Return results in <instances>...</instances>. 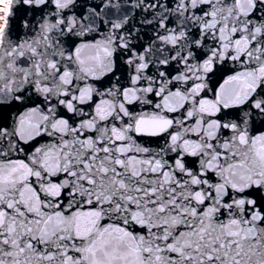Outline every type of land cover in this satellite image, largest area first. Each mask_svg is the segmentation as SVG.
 Returning <instances> with one entry per match:
<instances>
[{"label":"snow or ice","instance_id":"obj_1","mask_svg":"<svg viewBox=\"0 0 264 264\" xmlns=\"http://www.w3.org/2000/svg\"><path fill=\"white\" fill-rule=\"evenodd\" d=\"M0 264H264V0H0Z\"/></svg>","mask_w":264,"mask_h":264}]
</instances>
